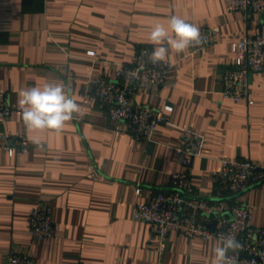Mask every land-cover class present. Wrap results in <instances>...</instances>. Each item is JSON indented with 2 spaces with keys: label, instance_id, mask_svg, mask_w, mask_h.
<instances>
[{
  "label": "crops",
  "instance_id": "0c3cea01",
  "mask_svg": "<svg viewBox=\"0 0 264 264\" xmlns=\"http://www.w3.org/2000/svg\"><path fill=\"white\" fill-rule=\"evenodd\" d=\"M173 15L219 31L195 52L169 50L173 67L165 83L134 94V103L168 117L152 141H138L120 133L122 122L105 108L85 104L80 92L90 76L113 78L140 46L152 51V26H167ZM263 22L260 14L229 11L228 0H0V89L15 106L0 132L29 141L25 153L9 155L0 140V264L12 249L35 264H212L219 240L171 230L159 243L133 216L134 188L142 187V202L168 188L171 174L182 169L175 147L183 128L205 136L190 168L200 195L211 194L221 159L264 166V75L250 74V102L225 98L220 82L239 59L232 43L257 33ZM53 81L70 86L83 115L60 131L27 129L17 92ZM39 200L50 205L53 230L34 242L28 215ZM237 200L250 204L251 222L264 227V181Z\"/></svg>",
  "mask_w": 264,
  "mask_h": 264
},
{
  "label": "built area",
  "instance_id": "2783aa9c",
  "mask_svg": "<svg viewBox=\"0 0 264 264\" xmlns=\"http://www.w3.org/2000/svg\"><path fill=\"white\" fill-rule=\"evenodd\" d=\"M229 11H241L264 16V0H228ZM203 42L189 48V52L209 46L218 26H201ZM239 59L230 63L221 73V93L232 100L249 102V76L264 75V22L255 34L247 35L232 43ZM147 46H140L131 62H120L113 78L99 74L90 76L81 89L85 104L97 103L108 111L109 118L122 122L120 133L138 141H152L159 124L167 121L164 110L149 104L132 101L140 88L152 89L165 83L173 67L169 59L153 64L145 53ZM92 53V52H91ZM15 106L9 101L8 92L0 89V125L11 116ZM2 146L9 155L25 153L28 138L20 133L0 132ZM205 136L190 128L181 130L179 144L175 147L182 169L171 174L168 188L151 194L146 201L141 196L142 187L134 188L133 216L146 222L154 238L161 243L171 230L189 239L205 240L223 233H234L242 247L231 253L235 264H264V227L251 222L252 206L240 202L237 196L250 186L264 181V166L250 160L221 159L220 168L213 173L210 195H200L191 183L190 168L195 157L200 156ZM216 221L214 227L209 223ZM29 234L34 242L52 235L53 224L50 205L39 200L28 215ZM4 264H35L26 253L10 250Z\"/></svg>",
  "mask_w": 264,
  "mask_h": 264
},
{
  "label": "clouds",
  "instance_id": "9594fccd",
  "mask_svg": "<svg viewBox=\"0 0 264 264\" xmlns=\"http://www.w3.org/2000/svg\"><path fill=\"white\" fill-rule=\"evenodd\" d=\"M149 42L153 45L145 53L153 64L164 63L169 50L182 53L203 42L200 28L177 16H171L167 26L156 23L152 26ZM17 106L25 126L29 130L60 131L76 114L83 115L81 107L71 96V89L63 81L45 82L43 86H30L17 92ZM37 147L40 141L34 140ZM219 243L213 248L212 264H235L231 253L242 245L234 233L221 234Z\"/></svg>",
  "mask_w": 264,
  "mask_h": 264
},
{
  "label": "water",
  "instance_id": "95a60500",
  "mask_svg": "<svg viewBox=\"0 0 264 264\" xmlns=\"http://www.w3.org/2000/svg\"><path fill=\"white\" fill-rule=\"evenodd\" d=\"M215 224H216V221L214 220V221H212L211 223H209V226L214 227Z\"/></svg>",
  "mask_w": 264,
  "mask_h": 264
}]
</instances>
